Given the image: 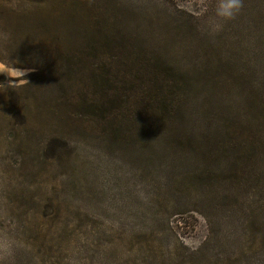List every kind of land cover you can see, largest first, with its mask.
I'll return each instance as SVG.
<instances>
[{
    "label": "rangeland",
    "instance_id": "374dc122",
    "mask_svg": "<svg viewBox=\"0 0 264 264\" xmlns=\"http://www.w3.org/2000/svg\"><path fill=\"white\" fill-rule=\"evenodd\" d=\"M219 2L0 0V264H264V0Z\"/></svg>",
    "mask_w": 264,
    "mask_h": 264
},
{
    "label": "clouds",
    "instance_id": "9594fccd",
    "mask_svg": "<svg viewBox=\"0 0 264 264\" xmlns=\"http://www.w3.org/2000/svg\"><path fill=\"white\" fill-rule=\"evenodd\" d=\"M241 0H220L217 8V15L224 18H231L241 7ZM3 66H0L2 70ZM25 75V73H22Z\"/></svg>",
    "mask_w": 264,
    "mask_h": 264
},
{
    "label": "trees",
    "instance_id": "16d2710c",
    "mask_svg": "<svg viewBox=\"0 0 264 264\" xmlns=\"http://www.w3.org/2000/svg\"><path fill=\"white\" fill-rule=\"evenodd\" d=\"M158 117H159V124L161 123L162 125H169V124L173 125L175 123V121L173 120V118H175V117H173L172 115L171 116L170 115L168 116V114H167V116L166 115H163V116L158 115ZM148 125H151V124L148 123Z\"/></svg>",
    "mask_w": 264,
    "mask_h": 264
}]
</instances>
